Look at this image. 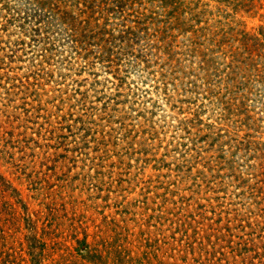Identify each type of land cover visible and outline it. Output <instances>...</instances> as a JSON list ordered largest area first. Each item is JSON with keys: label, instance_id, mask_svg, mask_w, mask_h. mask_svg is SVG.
<instances>
[{"label": "rangeland", "instance_id": "rangeland-1", "mask_svg": "<svg viewBox=\"0 0 264 264\" xmlns=\"http://www.w3.org/2000/svg\"><path fill=\"white\" fill-rule=\"evenodd\" d=\"M71 19L137 31L120 73ZM238 31L264 0H0V264H264V84L208 94Z\"/></svg>", "mask_w": 264, "mask_h": 264}, {"label": "trees", "instance_id": "trees-1", "mask_svg": "<svg viewBox=\"0 0 264 264\" xmlns=\"http://www.w3.org/2000/svg\"><path fill=\"white\" fill-rule=\"evenodd\" d=\"M123 6L120 5L118 7L123 11ZM108 10L111 12L113 11V8L108 6ZM49 17L50 18L47 17L46 19L52 20L51 15H49ZM71 22L72 24H70V26H66V23H64V29H60V34L64 37L62 38V41H67V43H69L68 45L75 51V53L82 55L84 53L81 50V48H83L81 45L84 41V37L87 39L89 37H91V39L98 37L99 54L97 58L103 68L106 67L105 65L107 64V66H110L111 69H114V74H118L122 71L121 63L124 61L122 57H127L123 56V54L126 53L131 56L134 55L133 48L135 47V44L131 41L138 39L136 34L137 31L128 25L125 26L124 29L120 30L121 35H119V38L123 43H116L114 38L109 39V37H105V33L99 28L93 31L88 29L87 31H84L83 34L79 32L81 29H78V26H76L77 20L71 19ZM72 25L75 26L72 27ZM106 31L109 32L110 35L112 34L111 29ZM228 37L229 39L226 41L231 39V42L226 43L228 48L224 52V55L226 54V57L223 59L224 68L221 71L218 69L216 70V76L219 79V82L221 83V81H223L225 83L224 91H208V94L210 95L213 93V96H215L225 106V108L230 109L231 105L235 103L234 100L237 101L238 98L241 99V106L244 104L245 100L250 98L251 94H257L253 87L255 86L254 84L260 82L264 84V69H261L260 67V60L262 58L260 50L262 45H264V42H260L255 38V35L250 36L245 31L232 33V35L227 36V38ZM107 38L109 40H107ZM223 38H214V45L223 41ZM99 41H101V43H99ZM92 50L93 46L90 47L88 52L91 53ZM123 50L126 52L122 53ZM85 55L89 57L86 52ZM140 55L141 51L137 53L136 57ZM94 62L95 61L92 63L91 61L90 64L93 65ZM133 62L136 63V59H133ZM129 63H132V61Z\"/></svg>", "mask_w": 264, "mask_h": 264}]
</instances>
